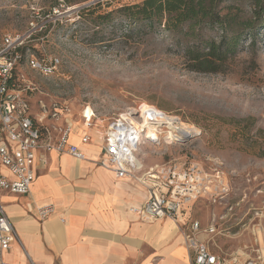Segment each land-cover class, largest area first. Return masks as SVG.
Returning <instances> with one entry per match:
<instances>
[{"label": "rangeland", "instance_id": "rangeland-1", "mask_svg": "<svg viewBox=\"0 0 264 264\" xmlns=\"http://www.w3.org/2000/svg\"><path fill=\"white\" fill-rule=\"evenodd\" d=\"M143 1L0 0V38L19 35L32 48L20 53L17 89L52 136L66 120L81 130L86 110L105 131L119 114L143 104L197 128L187 141L143 146L145 167L172 163L220 176L224 190L188 210L204 228L216 224L217 234L202 239L223 257L264 248V31L254 44L246 37L222 71L198 72L186 55L195 40L164 22L153 28L127 22L121 8ZM205 35L219 39L221 32ZM33 58L60 63L44 76L31 68ZM161 128L163 137L172 132Z\"/></svg>", "mask_w": 264, "mask_h": 264}, {"label": "crops", "instance_id": "crops-1", "mask_svg": "<svg viewBox=\"0 0 264 264\" xmlns=\"http://www.w3.org/2000/svg\"><path fill=\"white\" fill-rule=\"evenodd\" d=\"M82 120L81 130L73 124L76 138L73 141L70 134V143L84 159L56 151L39 153L29 194L0 192L21 241L13 242L8 251L0 249V264H29L26 254L36 264H190L181 225L170 219L143 221L132 211L146 203L147 189L130 177L117 178L101 164L105 131L96 125L87 128L84 115ZM95 128L102 132L101 142ZM58 134L51 135L54 141ZM85 136L90 137L87 144L82 143ZM47 205L54 206V213L42 221L39 208ZM245 254L224 257L242 264Z\"/></svg>", "mask_w": 264, "mask_h": 264}, {"label": "built area", "instance_id": "built-area-1", "mask_svg": "<svg viewBox=\"0 0 264 264\" xmlns=\"http://www.w3.org/2000/svg\"><path fill=\"white\" fill-rule=\"evenodd\" d=\"M23 44L19 35L5 34L0 38V192L8 191L21 196L29 194L36 179L39 153L56 151L70 154L79 160L84 159L80 149L70 143L73 123L66 120L62 128L58 129V138L54 141L49 129L33 114L28 100L18 91L15 72L22 61L19 50ZM29 63L32 69L50 76L60 62L58 59L40 62L33 58ZM145 106L156 112L145 109ZM160 113L166 114L153 105L143 104L114 118L103 136L105 160L101 164L112 169L117 178L130 177L147 189L146 203L141 208L132 209L141 220L154 222L170 219L181 225V231L186 233L185 243L191 251L190 264H238L236 258L228 259L215 254L209 244L199 238L202 233L208 236L217 234L216 224L204 228L199 221L192 220L188 215L189 208L199 199L214 194L213 190H224L220 176L213 178L197 166L179 167L172 163H161L145 167L140 155L143 154L141 148L147 144H162V141L148 137V127L153 126L160 134L162 126L169 128L165 121L158 119ZM83 115L87 128H93L97 119L95 112L92 110L89 114L86 110ZM174 131L169 143L195 137H182ZM89 141V136L82 138L83 144ZM54 209L53 205L39 208L40 219L43 221L49 218ZM13 242L21 243L0 201V249L10 250ZM26 256L29 264H36L28 254ZM1 264L11 263L1 261ZM242 264H264V248L245 254Z\"/></svg>", "mask_w": 264, "mask_h": 264}, {"label": "trees", "instance_id": "trees-1", "mask_svg": "<svg viewBox=\"0 0 264 264\" xmlns=\"http://www.w3.org/2000/svg\"><path fill=\"white\" fill-rule=\"evenodd\" d=\"M229 1L144 0L123 7L120 12L131 24L143 22L153 28L164 22L167 30L192 38L195 44L186 49L192 68L215 73L223 70L246 37L254 44L259 31H264V0ZM215 30L221 32L219 39L206 38L205 33ZM30 49L31 46H24L19 53Z\"/></svg>", "mask_w": 264, "mask_h": 264}, {"label": "bare ground", "instance_id": "bare-ground-1", "mask_svg": "<svg viewBox=\"0 0 264 264\" xmlns=\"http://www.w3.org/2000/svg\"><path fill=\"white\" fill-rule=\"evenodd\" d=\"M146 107L147 106H145V109H146ZM158 119L165 121L169 128L179 132L182 137L187 136V135L195 136L198 132L197 128L191 127L185 123H182L180 120H178L177 118H174V117H168V116L160 114L158 116ZM72 134H73V132L71 133V136H72ZM147 135H148V137H153L157 140L162 141L161 143H163V140H167V139L169 140V139L173 138V132H170L166 137H163L162 133L160 134L156 128H153V126L148 127ZM71 136H70V140H71ZM161 146H162V144H161Z\"/></svg>", "mask_w": 264, "mask_h": 264}, {"label": "water", "instance_id": "water-1", "mask_svg": "<svg viewBox=\"0 0 264 264\" xmlns=\"http://www.w3.org/2000/svg\"><path fill=\"white\" fill-rule=\"evenodd\" d=\"M189 139H190V138H187V140H189ZM187 140H186V141H187Z\"/></svg>", "mask_w": 264, "mask_h": 264}]
</instances>
